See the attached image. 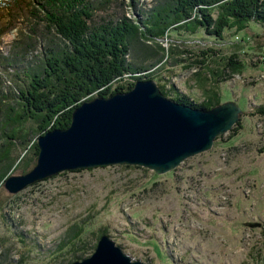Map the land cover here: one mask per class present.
<instances>
[{
    "label": "rangeland",
    "instance_id": "374dc122",
    "mask_svg": "<svg viewBox=\"0 0 264 264\" xmlns=\"http://www.w3.org/2000/svg\"><path fill=\"white\" fill-rule=\"evenodd\" d=\"M36 1L0 5V90L8 95L0 101V115L19 100L17 74L38 65L49 46L60 44L38 18L43 14ZM90 1L103 3L95 22L122 14L141 20L157 2ZM157 42L163 56L143 74L196 102L203 100L197 74L220 69L215 61L221 57L236 56L242 72L226 73L221 82L208 85L220 92L221 102L238 103L241 127L233 131L237 122L210 149L163 174L109 165L63 170L16 194L2 184L0 264H71L70 244L58 249L65 235L78 233L87 242L77 261L94 252L102 232L132 260L146 264H264V117L250 114L264 104V25L249 21L242 30H225L220 39L201 29H171ZM138 45L135 51L131 47L130 59L145 55L148 48ZM208 50L209 56L199 53ZM34 128L25 125L24 131L31 129L28 142L12 148L18 162L9 176L26 173L35 164L30 146L37 144L39 134ZM3 141L0 137V145Z\"/></svg>",
    "mask_w": 264,
    "mask_h": 264
},
{
    "label": "trees",
    "instance_id": "16d2710c",
    "mask_svg": "<svg viewBox=\"0 0 264 264\" xmlns=\"http://www.w3.org/2000/svg\"><path fill=\"white\" fill-rule=\"evenodd\" d=\"M5 1L0 0V5ZM38 3L43 14L38 18L53 31L60 44L49 46L38 65L25 67L22 74L16 76L19 100L15 101V106L7 105L0 115V137L4 139L0 145V186L18 162L17 155L11 156L12 148L28 142L31 129L24 131L25 125L33 124L34 133L39 135L49 129L67 128L73 109L83 101L126 92L137 80L153 79L152 75L143 72L152 69L163 56V47L157 41L166 37L171 29H183L188 33L201 29L206 35L220 39L225 30H242L249 21L264 25V0H157L152 8L142 13L141 20L122 14L118 19L101 22L94 20L97 11L103 7L100 2L39 0ZM151 43H155L154 49L149 45ZM138 44L148 48L145 55L130 59L131 47ZM209 52L199 53L206 57ZM215 63L220 69H207L205 73L197 74L203 93L201 102L175 88L167 91L164 84L155 83L165 97L207 110L221 103L220 92L208 85V81L215 86L226 73L228 77L240 74L243 67L234 55L221 57ZM6 97L8 95L0 90V101ZM250 114L264 117V104ZM239 127L238 122L233 131ZM30 147L36 158V143ZM79 235L73 234L71 238L65 235L58 246L61 249L70 244L71 264L79 259L77 252L82 253L87 246Z\"/></svg>",
    "mask_w": 264,
    "mask_h": 264
},
{
    "label": "water",
    "instance_id": "95a60500",
    "mask_svg": "<svg viewBox=\"0 0 264 264\" xmlns=\"http://www.w3.org/2000/svg\"><path fill=\"white\" fill-rule=\"evenodd\" d=\"M242 110L234 100L195 108L165 97L155 81L141 79L126 92L95 96L75 107L67 128L38 135L33 167L3 182L9 194L63 170L134 165L163 174L185 158L210 149ZM72 264H146L132 260L102 234L94 252Z\"/></svg>",
    "mask_w": 264,
    "mask_h": 264
},
{
    "label": "flooded vegetation",
    "instance_id": "af4514ba",
    "mask_svg": "<svg viewBox=\"0 0 264 264\" xmlns=\"http://www.w3.org/2000/svg\"><path fill=\"white\" fill-rule=\"evenodd\" d=\"M152 80V79H151Z\"/></svg>",
    "mask_w": 264,
    "mask_h": 264
}]
</instances>
